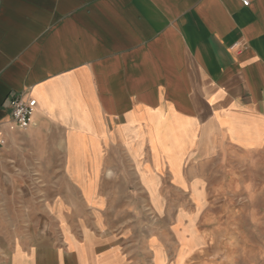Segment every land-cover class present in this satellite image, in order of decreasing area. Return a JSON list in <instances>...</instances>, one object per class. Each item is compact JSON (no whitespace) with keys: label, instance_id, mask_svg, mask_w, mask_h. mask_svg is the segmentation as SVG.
Instances as JSON below:
<instances>
[{"label":"crops","instance_id":"obj_1","mask_svg":"<svg viewBox=\"0 0 264 264\" xmlns=\"http://www.w3.org/2000/svg\"><path fill=\"white\" fill-rule=\"evenodd\" d=\"M261 147L264 0H0V264H191L210 167Z\"/></svg>","mask_w":264,"mask_h":264},{"label":"rangeland","instance_id":"obj_2","mask_svg":"<svg viewBox=\"0 0 264 264\" xmlns=\"http://www.w3.org/2000/svg\"><path fill=\"white\" fill-rule=\"evenodd\" d=\"M210 174L209 196L194 213L200 244L191 264H264V147L232 150Z\"/></svg>","mask_w":264,"mask_h":264},{"label":"built area","instance_id":"obj_3","mask_svg":"<svg viewBox=\"0 0 264 264\" xmlns=\"http://www.w3.org/2000/svg\"><path fill=\"white\" fill-rule=\"evenodd\" d=\"M242 1L245 5L250 4V0ZM6 102L11 108L13 121L21 128L27 127L37 106V100L32 97H25L23 94L11 93L7 97Z\"/></svg>","mask_w":264,"mask_h":264}]
</instances>
